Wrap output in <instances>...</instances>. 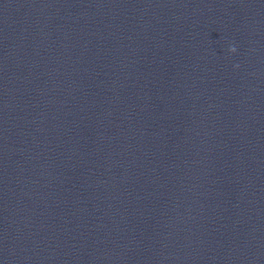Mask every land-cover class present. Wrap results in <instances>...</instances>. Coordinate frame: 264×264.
I'll use <instances>...</instances> for the list:
<instances>
[{
  "label": "clouds",
  "instance_id": "obj_1",
  "mask_svg": "<svg viewBox=\"0 0 264 264\" xmlns=\"http://www.w3.org/2000/svg\"><path fill=\"white\" fill-rule=\"evenodd\" d=\"M229 51H230V52H233V53L236 52V48H235V46L230 47V48H229ZM237 67H238V65H237Z\"/></svg>",
  "mask_w": 264,
  "mask_h": 264
}]
</instances>
